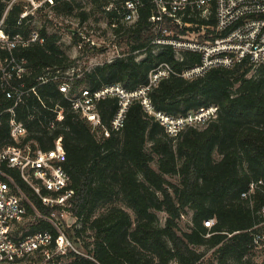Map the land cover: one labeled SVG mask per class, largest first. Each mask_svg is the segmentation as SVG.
<instances>
[{"label":"trees","instance_id":"obj_1","mask_svg":"<svg viewBox=\"0 0 264 264\" xmlns=\"http://www.w3.org/2000/svg\"><path fill=\"white\" fill-rule=\"evenodd\" d=\"M11 1L0 0V30L24 37L37 32L30 15L22 18L24 4L13 3L4 17ZM110 1L88 0L101 11ZM46 4H53L57 14H67L80 2L48 0ZM151 13L147 0L133 25L121 24L114 32L120 44L128 47L127 56L85 72L75 81L74 90L96 91L121 84L132 92L147 84L150 72L161 63L171 64L178 73L202 63L197 51L182 49L178 55L172 45L154 43L163 33L150 32ZM80 17L89 15L83 11ZM200 23H214V19ZM38 33L43 43L31 42L18 50L29 62L31 87H36L18 116L28 126L32 148L37 143L50 149L55 140L62 142L63 166L74 191L70 211L76 220L70 227L65 223V229L72 242L85 249L58 256L50 264L61 260L68 264H204L203 254L195 249L201 246L214 249L217 264H258L252 251L257 236L264 242V66L253 68L244 61L232 68H212L193 79L172 75L162 80L149 93L156 111L182 116L219 107L216 119L204 127H189L178 138L169 137L139 101L130 105L123 128L113 130L119 99L100 100L97 108L107 132L99 138L88 120L73 110L57 81L39 83V77L51 70L66 71L76 60L61 49L59 34L46 29ZM171 33L169 38L182 40L187 32ZM85 49L98 48L88 44ZM51 121L55 129L49 128ZM9 140V126L4 124L0 149ZM168 176H178L179 184L171 183ZM16 178L37 208L49 214L51 210ZM116 196L132 214L114 204ZM102 207L107 208L97 216ZM189 211L191 228L183 231L180 221ZM158 212L167 214L163 225ZM212 219L215 223L206 226ZM39 231L57 235L46 221L31 229V233ZM88 231L90 242L85 241Z\"/></svg>","mask_w":264,"mask_h":264},{"label":"built area","instance_id":"obj_2","mask_svg":"<svg viewBox=\"0 0 264 264\" xmlns=\"http://www.w3.org/2000/svg\"><path fill=\"white\" fill-rule=\"evenodd\" d=\"M146 2L111 0L104 6L102 13L111 32H116L121 24L133 25ZM150 2V32L163 33V37L154 43L172 45L178 55L182 49L197 51L202 54L201 64L178 73L171 64L161 63L150 72L147 84L132 92L121 84L106 85L96 91L86 88L74 90L75 81L84 75L74 66L66 71L51 70L38 79L41 84L49 79L57 81L60 92L66 96L73 110L88 120L95 133L107 132L103 129L98 102L116 97L119 109L112 120L113 130L123 128L130 105L139 101L164 126L169 137L178 138L187 128L204 127L216 119L219 107L212 105L182 116L156 111L149 93L162 80L172 75L193 79L212 68H232L244 61L253 68L264 66V0ZM7 13L8 10L4 17ZM211 19L214 23H200ZM3 21L4 18L1 23ZM171 32H198V37L206 40H191L187 33L181 37L182 40H174L169 38ZM31 42L43 43L44 38L38 32L24 37L0 30V128L7 124L10 134V142L0 149V264H50L56 257L70 251L80 253L65 229V223L70 227L76 220L70 211L74 191L70 188V175L63 166L66 157L64 146L60 140H55L50 149H43L35 142L36 147L32 148L31 140L27 139L28 126L18 116V109L27 104L31 92H36V87H31L29 62L18 53L19 49L29 47ZM55 127V122L51 121L49 128ZM17 176L51 210L49 214L37 208L18 183ZM41 221L51 223L57 235L50 231L31 233L32 227ZM214 223V219L205 222L208 227ZM171 264L178 263L173 261Z\"/></svg>","mask_w":264,"mask_h":264},{"label":"rangeland","instance_id":"obj_3","mask_svg":"<svg viewBox=\"0 0 264 264\" xmlns=\"http://www.w3.org/2000/svg\"><path fill=\"white\" fill-rule=\"evenodd\" d=\"M48 0H12L9 3L7 10L13 3L24 4L26 8V15L32 17V27L38 32L41 29H46L49 34H59V45L61 49L72 59L76 61L72 64L76 69L80 70L83 74L90 72L99 65L106 62H113L118 58L127 56L128 47L120 44V39L111 32L107 20L101 10L94 7L88 0H77L80 5L74 9L72 13L57 14L53 9V4L47 5ZM87 12L89 17L82 19L81 12ZM78 34L80 39L75 36ZM189 39L197 41H205L206 39L198 37V32H188ZM185 37V36H184ZM94 44L98 49L97 51L89 52L85 46ZM92 44V45H91ZM143 56L139 57V59ZM253 73H251V76ZM105 132L97 133V137H101ZM154 167L157 165L154 163ZM169 181L173 184H179L178 176H168ZM114 204L124 207L127 211H132L124 205L118 196ZM107 207H102L98 210L96 215H100L106 210ZM192 212L189 211L180 221L183 231H188L191 228ZM159 223L163 225L166 221L167 214L165 212H158ZM74 222V220H73ZM72 222V225L74 224ZM91 232L85 234V241L90 242L89 235ZM258 236L255 239L256 247L252 251L254 259L258 264H264V242ZM75 245V244H74ZM79 250H85L83 245H75ZM195 249L203 254L202 260L204 264H217V259L214 257V249L208 246L195 247ZM60 264H68V261L61 260Z\"/></svg>","mask_w":264,"mask_h":264}]
</instances>
